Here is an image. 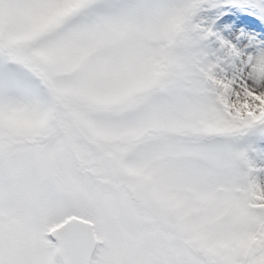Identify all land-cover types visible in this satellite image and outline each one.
<instances>
[{
	"label": "snow or ice",
	"instance_id": "1",
	"mask_svg": "<svg viewBox=\"0 0 264 264\" xmlns=\"http://www.w3.org/2000/svg\"><path fill=\"white\" fill-rule=\"evenodd\" d=\"M0 264H264V0H0Z\"/></svg>",
	"mask_w": 264,
	"mask_h": 264
}]
</instances>
